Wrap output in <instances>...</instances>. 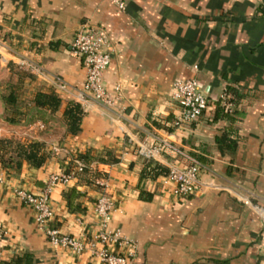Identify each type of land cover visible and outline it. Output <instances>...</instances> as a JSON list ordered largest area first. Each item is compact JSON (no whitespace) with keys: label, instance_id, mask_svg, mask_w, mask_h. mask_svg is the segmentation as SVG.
<instances>
[{"label":"crops","instance_id":"0c3cea01","mask_svg":"<svg viewBox=\"0 0 264 264\" xmlns=\"http://www.w3.org/2000/svg\"><path fill=\"white\" fill-rule=\"evenodd\" d=\"M124 4L119 9L107 0H0V93L5 79L26 71L18 81L19 102H28L40 84L53 86L60 97L52 112L33 108L43 119L18 122L3 118L0 97V136L35 138L50 149L37 167L3 169L0 259L26 252L30 261L24 264H103L87 252L51 245L14 193L39 191L50 173L75 162V151H88L86 171L49 184L51 225L88 238L96 226L93 201L104 193L113 201L109 225L135 239L137 264H264V0ZM86 25L103 30L109 61L102 81L109 90L118 83L121 91L113 111L92 102L83 106L80 129L72 134L62 111L67 100H76L84 67L70 42ZM189 76L208 105L197 119L175 125L171 83ZM217 103L222 109L215 111ZM152 135L178 149L153 152L161 166L184 165L190 157L200 162L201 184L191 195L173 194L164 173L139 176L148 157L137 147L143 139L152 144ZM104 150L115 159L96 160ZM69 187L81 193L74 199L78 209L66 205L63 191Z\"/></svg>","mask_w":264,"mask_h":264},{"label":"built area","instance_id":"2783aa9c","mask_svg":"<svg viewBox=\"0 0 264 264\" xmlns=\"http://www.w3.org/2000/svg\"><path fill=\"white\" fill-rule=\"evenodd\" d=\"M119 9L124 8V0H107ZM71 51L77 55L84 67V77L80 87L75 89L76 100L81 107L87 103H96L106 110L113 111V105L119 97L121 87L118 83L112 90L107 89L102 81V74L109 61L107 40L103 30L94 25L78 27L70 42ZM64 88L63 83L58 84ZM221 97H226L223 92ZM170 98L178 106L173 124L193 121L207 107L208 101L198 86L193 76L176 78L171 83ZM74 100V99H73ZM152 144H146V139L140 141L137 150L144 157H151L162 147L178 150L175 145L157 135ZM83 163L75 160V165L67 171L50 173L46 185L37 192L15 188L14 193L30 208L35 225L42 230L47 241L58 247L67 248L73 253L87 252L96 257L103 264H137L135 259L137 243L135 239L123 234L118 227H111L109 221L113 210L112 199L104 194H99L93 201L92 209L95 215V230L85 238L84 235H73L62 232L58 227L51 225L53 209L48 201L49 184L66 183L81 171ZM200 162L189 158V163L176 166L169 164L164 173V181L173 183L172 192L176 196L187 197L201 184L198 177ZM3 169L0 167V179ZM235 196L247 202L246 195L235 191ZM262 228L264 230V209L260 211Z\"/></svg>","mask_w":264,"mask_h":264},{"label":"trees","instance_id":"16d2710c","mask_svg":"<svg viewBox=\"0 0 264 264\" xmlns=\"http://www.w3.org/2000/svg\"><path fill=\"white\" fill-rule=\"evenodd\" d=\"M24 75H28V73L26 71H22L13 76V78L10 76L4 81L5 86L0 93V97L4 105L3 118L8 122H18L21 119L31 120L34 116H40L43 119V115L41 113L37 114L33 108H44L52 112L58 107L60 97L58 96L56 89L48 84H40L36 86L28 102H19L17 100V91L20 88L18 81ZM215 109V111L221 110L222 105L217 103ZM222 113L226 115L227 111H223ZM62 114L65 119L67 132L72 134L78 132L80 129L79 124L81 116L83 114L81 105L77 101L69 99L64 106ZM216 140L219 142L221 137H216ZM49 155L50 149H47L43 142L38 139L30 138L20 140L12 136H0V167L8 172L19 169L23 163L28 166L37 167L41 165ZM74 158L83 163L82 169L79 172L86 171L88 169L85 165L88 159H90L88 151H75ZM114 159V156L109 150H104L96 156V160L100 161H111ZM74 165L75 162L70 161L66 164L64 171L69 170ZM165 172V167L161 166L152 157H148L140 169L139 176L155 177L157 174ZM80 194L81 193L74 187H69L64 190L63 196L65 198L66 205L72 209H78L79 202L74 199ZM28 261H30V257L25 252L21 254H13L8 259H0V264H24ZM188 264L195 263L193 261Z\"/></svg>","mask_w":264,"mask_h":264}]
</instances>
